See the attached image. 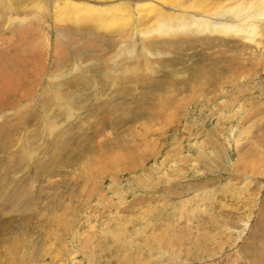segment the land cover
Masks as SVG:
<instances>
[{"label": "rangeland", "instance_id": "374dc122", "mask_svg": "<svg viewBox=\"0 0 264 264\" xmlns=\"http://www.w3.org/2000/svg\"><path fill=\"white\" fill-rule=\"evenodd\" d=\"M79 4L0 0V264H264V0Z\"/></svg>", "mask_w": 264, "mask_h": 264}, {"label": "bare ground", "instance_id": "6f19581e", "mask_svg": "<svg viewBox=\"0 0 264 264\" xmlns=\"http://www.w3.org/2000/svg\"><path fill=\"white\" fill-rule=\"evenodd\" d=\"M79 1H80L79 5L81 6L82 11L78 13V16L82 19H94L95 17L97 19H100L101 17L104 18L105 15L113 16L116 13L119 15L123 13V9L122 8L120 9V7H118L119 6L118 4H120V0H96V1L79 0ZM133 1H136V0H133ZM74 5L75 7L78 6L69 1L65 3L66 9L71 10V11L75 9ZM143 6H145L146 8H149L151 11H155V10L162 11V14H164L163 16H168V17L175 16V15H171L172 12H175V11L165 4L163 5L160 3L153 2V3L145 4ZM239 11H240V8H228L224 12H221V11L214 12L210 16H209L210 12H208L207 16H208V20L210 24L207 23L206 25H208L209 27L211 26L212 31L204 32V31L194 30V32L195 34H198V35L204 34V33L205 34L207 33L209 35H220L223 33L224 36H232L233 34H236L237 31H241L242 33L246 35L250 34L248 39L253 41L254 37L259 35V28H260V23L259 22L256 23L255 20L257 18L263 17L262 13H264V10L261 9L259 11L258 9L254 14H252V12L248 10L247 11L248 16H244V14L239 13ZM234 12H235L234 14L235 18H237V22L233 20L230 21L232 19L230 14ZM204 13L199 14V13L193 12L192 15H194L197 19H199V17H201ZM165 24L166 23L161 24L159 26V32H161L163 28L165 29L166 27ZM243 26H244V29H241V27ZM188 27L191 29L195 27L200 28L201 25H199L195 21V22H192V26H188ZM220 30H222L223 32L222 33L220 32L219 34Z\"/></svg>", "mask_w": 264, "mask_h": 264}]
</instances>
